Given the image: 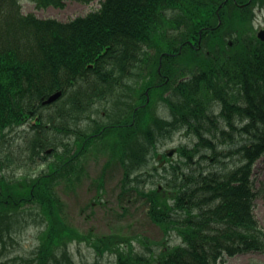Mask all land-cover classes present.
Instances as JSON below:
<instances>
[{"label":"trees","instance_id":"trees-1","mask_svg":"<svg viewBox=\"0 0 264 264\" xmlns=\"http://www.w3.org/2000/svg\"><path fill=\"white\" fill-rule=\"evenodd\" d=\"M30 1L63 8L91 0ZM225 1L103 0L87 16L61 22L24 14L20 0H0V152L11 131L29 125V158L40 163L34 169L45 166L23 181L0 177V264L9 263L1 259L11 230L30 216L29 206L45 228L36 257H17L21 264H77L70 244L88 236L66 224L58 185L64 179L70 189L79 186L84 160L100 146L113 149L96 189L103 190L117 158L122 195L144 199L150 219L181 242L146 255L132 239L105 236L92 241L99 258L221 264L224 257L264 255L255 215L264 181L256 189L253 177L264 156V42L254 41L252 8L264 0L246 8L238 4L249 0ZM200 33L201 49L193 50L189 43L197 45ZM180 46L181 55L163 56ZM57 92L60 99L45 104ZM161 103L170 117L156 113ZM181 130L194 134V146H179L178 159L160 168L158 149ZM233 137L240 155L235 167L227 161L233 148L220 149Z\"/></svg>","mask_w":264,"mask_h":264},{"label":"rangeland","instance_id":"rangeland-1","mask_svg":"<svg viewBox=\"0 0 264 264\" xmlns=\"http://www.w3.org/2000/svg\"><path fill=\"white\" fill-rule=\"evenodd\" d=\"M20 2L24 14L33 13L41 19L51 18L68 22L97 10L102 0H91L90 3L67 1L63 8L53 6L37 8L36 4L30 0H20ZM258 16V20L264 23V11L258 12ZM260 25V23L257 24V26ZM155 110L162 117H170L169 110L162 103ZM29 133H31L29 125L19 127L11 131L2 141L0 177L7 176L8 179L23 181L31 179L32 176H39L40 171L45 168L44 165L40 166L39 171L33 168L34 164L40 165V163L29 158L30 152L26 148V138ZM235 141L236 137L232 142ZM195 142L194 134H188L186 130H181L175 136V140L160 147L159 152L164 153L169 149H176L182 144L193 145ZM232 142L220 143L222 144L220 149L233 148V153L228 159L229 163L235 167L236 164H239L240 155L236 152V147L231 145ZM108 148L101 150L100 146L97 154L90 153L88 155L84 160L85 171L81 175L82 180L75 189H70L68 185H65L64 179L58 185V193L63 202L61 215H63L66 224L75 228L80 234L88 236V241L74 240L70 244V251L77 264H117L115 254L106 253L103 258L97 256L92 241L100 237L121 236L128 239L126 243L132 239L136 251L146 255H149V250L158 254L165 246H173L181 242L174 233L166 235L164 230L150 219L148 216L149 207L144 199L134 192L122 195L120 181L123 172L117 158L109 163L108 167L111 169L105 176L103 190L96 189V179L103 174V166L107 163V156L113 149ZM253 177L255 188L258 189L260 182L264 181V157L256 163ZM140 187H143V183ZM255 203V215L264 230V200L258 197ZM24 213L30 216L19 226V230L17 227L11 230L13 240L7 243L6 255L3 256L4 259H1V261L8 260V264H21L17 257L33 260L41 244V231L45 228V223H42L38 217V209L29 206L25 208ZM221 264H264V255L248 253L235 257H224Z\"/></svg>","mask_w":264,"mask_h":264},{"label":"water","instance_id":"water-1","mask_svg":"<svg viewBox=\"0 0 264 264\" xmlns=\"http://www.w3.org/2000/svg\"><path fill=\"white\" fill-rule=\"evenodd\" d=\"M60 96H61V93L59 92V93L53 95L52 97H50L46 103H52L55 100H57Z\"/></svg>","mask_w":264,"mask_h":264}]
</instances>
